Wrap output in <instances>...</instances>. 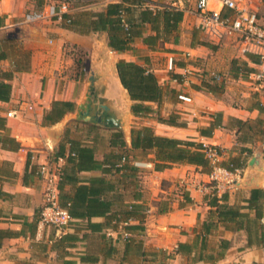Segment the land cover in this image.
Returning <instances> with one entry per match:
<instances>
[{
	"label": "crops",
	"instance_id": "1",
	"mask_svg": "<svg viewBox=\"0 0 264 264\" xmlns=\"http://www.w3.org/2000/svg\"><path fill=\"white\" fill-rule=\"evenodd\" d=\"M120 1L75 0L69 13L78 20L85 11H101L108 3ZM165 1L185 12L179 41L167 42L168 50H151L137 38L132 49L119 52L109 47L106 33L84 30L81 24L56 18L25 21L26 13L45 9L47 0H0V79L12 86L10 99L0 100V115L7 119V128L0 129V229L8 233L2 238L0 264H61L60 252L76 264H264V243L250 245L244 228L213 220L208 173L186 163L156 170L154 152L132 147V128L141 126H150L159 135L208 143L221 149L224 166L236 161L245 170L242 182L225 192L226 202L247 204L252 188H264V169L249 164L252 156L260 153L264 168V137L256 134L254 139L242 141V132L229 123L230 117L264 119V111L253 107L256 100L264 106V81L258 87L254 80L257 73L264 75L263 64L250 61L238 43L229 46L210 40L199 28L197 0H190V9L187 0ZM237 2L257 11L264 23V0ZM232 12L223 8L224 14ZM203 40L213 47L202 44ZM219 44L228 46L218 48ZM70 46L88 54L90 71L98 75L96 85H105L104 95L124 115L126 130L76 118L90 73L85 77L73 66ZM140 50L146 52V60L140 59ZM222 55L226 63L228 57L230 61L228 65L224 62V90L218 96L220 93L213 94L201 84L209 78L208 72L221 69L214 63ZM120 59L143 64L158 77L166 94L160 104L150 102L152 113H132L133 101L117 71ZM233 59L248 60L255 71L244 78L232 77ZM151 62L154 67H150ZM187 70L191 73L188 78L184 74ZM233 83L248 85L240 91L242 96L228 98L227 89ZM180 94L190 96L191 101L181 100ZM56 100L73 101L75 109L58 122L44 125V116ZM8 112L14 115L8 116ZM218 112L223 115L222 126L211 135L202 134L201 129L214 122ZM171 114L179 124L159 121L160 116ZM118 130L123 132L126 145L120 144ZM6 137L20 147L4 146ZM72 143L76 149L89 151L79 152L69 161L66 158ZM58 156L63 157L58 164L65 174L61 202H72L77 223L61 229L48 226L38 239L45 188L39 166ZM132 204L141 207L139 218L130 221L138 227L129 230L128 239L123 235V221L114 228L110 218L124 220ZM211 220L214 225L206 233L204 224ZM108 230L114 232L111 237L106 235ZM66 233L80 239L60 252L52 249L53 241ZM224 243L228 244L226 249ZM180 244L183 247L178 252ZM83 256L89 259L82 261Z\"/></svg>",
	"mask_w": 264,
	"mask_h": 264
},
{
	"label": "trees",
	"instance_id": "2",
	"mask_svg": "<svg viewBox=\"0 0 264 264\" xmlns=\"http://www.w3.org/2000/svg\"><path fill=\"white\" fill-rule=\"evenodd\" d=\"M74 1L75 0H73V4ZM184 14L185 12L183 9L165 0H122L120 2L108 3L105 9L101 11H85L78 20L73 18L71 14H65V17L71 20V24H81L84 30L106 33L109 47L119 52H125L132 49L133 43L137 38H141L143 43L151 50H168V48H166L167 42L177 43L179 41L180 23L184 18ZM201 43L213 47L212 44L206 40L201 41ZM245 55L255 64L262 63L260 55L257 53L246 51ZM116 66L121 83L124 88L127 89L133 101L131 106L132 113L136 116H145L152 113L154 108L150 102L160 104L166 94L155 72L143 64L126 59L118 60ZM254 71L255 67L251 66L248 60H232V77L244 78ZM224 81L225 80L222 82L221 80H217L214 76H209L208 79L202 80L201 87L213 94L220 93L224 90ZM11 91V84L0 79V100H9ZM75 106L73 101H54L51 109L44 116V125L58 122L67 112L74 111ZM253 107L258 108L260 111H264V106L259 100L253 103ZM214 115V122L206 128H202V134L211 135L216 127L222 126V113L218 112ZM159 121L174 125L179 124L174 114H171L168 118L160 116ZM229 123L236 126L239 132H242V135H240L242 141L254 139L256 134H260L264 137V119L261 117L255 120H242L230 117ZM92 126L98 127L97 125ZM6 128L7 119L0 115V129ZM117 136L120 138V144L126 145L121 130L117 131ZM131 137L132 147L134 149L155 153L156 170H162L173 164L184 163L196 165L201 172L205 173H209L212 169V164L203 150L202 143L159 135L150 126L132 128ZM3 144L6 147L15 149L20 147L18 142L9 137L4 139ZM74 144L75 143H72V152L66 158L69 161L75 159V156L79 155V152L89 151L88 148L76 149ZM218 149L221 151L220 148ZM251 151L250 149V152ZM59 155H63V152H60ZM58 158L59 156L51 160V162L57 161ZM123 158L126 160L127 156ZM241 164V162L237 163L236 161H232L226 166L243 167V164ZM64 177V169L61 166V179L59 182L61 192ZM226 200V193H223L221 197L217 194H212L210 205L214 207L211 210L212 214L215 215L213 220L230 225L236 224L239 228H244L248 233V242L250 245L253 243H264V188H252L250 196L246 199L247 204L244 205L229 204ZM61 204L67 207L72 217L75 218L71 224L77 223V218L73 216L72 202H61ZM140 207L139 205L132 204L131 207L125 211L124 220L121 219V217L113 216L110 218V225L115 228L123 221V225L126 229L125 232L130 234L124 237L129 239L131 237L129 230H134L138 227L136 224H130V221L139 218L138 211ZM245 208H248L249 211H243ZM252 212L254 214H252ZM39 220L40 216L38 218V223ZM213 220L208 223L205 222L204 227L206 233L209 232L210 228L214 225ZM93 225L96 224L90 223V226L93 227ZM7 234L6 231L0 229V246L2 244V238ZM106 235L111 237L108 234ZM79 239V236L74 233L63 234L53 241L52 249L60 252L67 247L74 246ZM182 247L183 244H180L177 251L180 252ZM227 247L228 244L224 243V249ZM67 252L66 250V255ZM58 259L61 261V264H76L75 260L65 258V255L61 252ZM88 259L89 257H82V261Z\"/></svg>",
	"mask_w": 264,
	"mask_h": 264
},
{
	"label": "built area",
	"instance_id": "3",
	"mask_svg": "<svg viewBox=\"0 0 264 264\" xmlns=\"http://www.w3.org/2000/svg\"><path fill=\"white\" fill-rule=\"evenodd\" d=\"M72 2L73 0H47L45 9L26 13L25 21L33 22L46 18H56L70 22L71 20L66 18L65 14H70ZM223 8H229L233 12L224 14ZM196 10L200 17L199 28L210 40L223 43L226 39H232L246 51L259 54L264 66V23L260 21L257 11L242 7L237 0H197ZM184 74L187 77L191 73L187 70ZM211 76L217 80L223 78L221 74L216 72H213ZM254 80L258 82V87L262 86L264 75L257 73ZM179 98L187 102L192 99L186 94H180ZM12 115H14L13 112H8V116ZM202 147L212 164L208 178L213 193L221 194L235 189L244 175V168L224 166L221 163V151L217 146L202 143ZM61 160L63 157H59L54 162L42 163L39 166V175L45 182V188L37 233L38 239L42 237L46 227L61 229L74 221L69 209L61 204L59 187L61 165L58 164ZM113 233V230L107 231L109 236H112ZM123 235L129 236L130 234L124 232Z\"/></svg>",
	"mask_w": 264,
	"mask_h": 264
},
{
	"label": "water",
	"instance_id": "4",
	"mask_svg": "<svg viewBox=\"0 0 264 264\" xmlns=\"http://www.w3.org/2000/svg\"><path fill=\"white\" fill-rule=\"evenodd\" d=\"M97 80L98 75L94 71H90L85 98L78 106L76 118L86 122L100 124L108 128L126 130L124 115L116 111L112 100L104 95L105 85L97 86ZM249 164L261 170L264 169L260 162V153L253 155ZM244 175L238 184L242 182Z\"/></svg>",
	"mask_w": 264,
	"mask_h": 264
},
{
	"label": "rangeland",
	"instance_id": "5",
	"mask_svg": "<svg viewBox=\"0 0 264 264\" xmlns=\"http://www.w3.org/2000/svg\"><path fill=\"white\" fill-rule=\"evenodd\" d=\"M191 6H192V2L190 0H187L186 7L188 9H190ZM72 7H73V2H72ZM223 43H228L229 46L236 44V42L234 40H232V39H226ZM100 44H101L102 48L105 47L102 43H100ZM228 45L221 46V44H219V45H216V46L218 48H225ZM68 51L70 53H72L71 57L73 59L72 60L73 66H75V68H77V69L79 67V69L82 70L83 75L86 77L90 73V70L92 69V67L89 66V61H88V57H87L88 54H86L84 51L80 50V48L71 47V46L68 47ZM140 52L142 54L140 56V59L146 60L148 58V56H146V54H145L146 52L145 51H142V50H140ZM222 57L223 58H219V57L216 58L215 59V62H217V63H214L215 65L221 66L220 67L221 69H219V68L214 69L215 71H213V72L220 73V74H222L224 76V73H223V70H224V68H223L224 67V62H225V64L228 65L229 64V61H230V59H229L230 57L227 58V63L225 61L226 59L224 60V58H225L224 55H222ZM150 67H154L153 62H151ZM218 70H222V71H218ZM213 72L212 71L211 72H208L209 76H211ZM246 86H248V85H245V84H242V83H239V84L238 83H233V84H231L230 85V88L227 89L228 94H229L228 95V98H229V96H233L234 97L237 94H240L242 96L243 95V92H240V91H242ZM217 95L219 96V95H221V93L220 94H217ZM224 95H225V93H224Z\"/></svg>",
	"mask_w": 264,
	"mask_h": 264
}]
</instances>
